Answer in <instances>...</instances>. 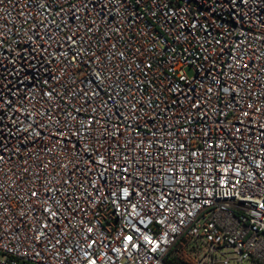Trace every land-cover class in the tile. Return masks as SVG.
I'll use <instances>...</instances> for the list:
<instances>
[{
    "label": "built area",
    "instance_id": "obj_1",
    "mask_svg": "<svg viewBox=\"0 0 264 264\" xmlns=\"http://www.w3.org/2000/svg\"><path fill=\"white\" fill-rule=\"evenodd\" d=\"M0 264H264V0H0Z\"/></svg>",
    "mask_w": 264,
    "mask_h": 264
},
{
    "label": "rangeland",
    "instance_id": "obj_2",
    "mask_svg": "<svg viewBox=\"0 0 264 264\" xmlns=\"http://www.w3.org/2000/svg\"><path fill=\"white\" fill-rule=\"evenodd\" d=\"M185 72H186L187 76H191L192 75V69H190V68H187L185 70Z\"/></svg>",
    "mask_w": 264,
    "mask_h": 264
}]
</instances>
